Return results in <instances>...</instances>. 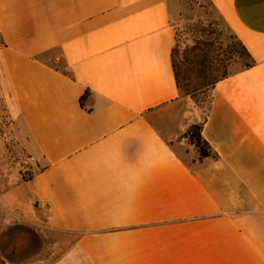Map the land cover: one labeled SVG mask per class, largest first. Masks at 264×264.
<instances>
[{"label": "crops", "instance_id": "0c3cea01", "mask_svg": "<svg viewBox=\"0 0 264 264\" xmlns=\"http://www.w3.org/2000/svg\"><path fill=\"white\" fill-rule=\"evenodd\" d=\"M209 2L253 64L204 118L168 0H0V227L39 242L15 264H264V0ZM201 121L215 158L184 136Z\"/></svg>", "mask_w": 264, "mask_h": 264}, {"label": "rangeland", "instance_id": "374dc122", "mask_svg": "<svg viewBox=\"0 0 264 264\" xmlns=\"http://www.w3.org/2000/svg\"><path fill=\"white\" fill-rule=\"evenodd\" d=\"M168 7L170 24L176 40L174 58L181 65L182 75L187 78L188 87L186 88L189 90L179 92V96L204 117L209 108L210 93L195 91L201 68L198 62L208 60L220 74L225 72L229 75L241 69L242 62L247 61V58L235 57L238 50L237 40L209 0H168ZM44 58L56 68L65 70V65L57 51ZM0 110V134L6 149L11 151V128L1 104ZM24 230L18 226L5 230H1L0 227V250L6 253L2 259L0 258V264H15L19 259L18 248H25L32 252L38 247L39 242L27 236ZM55 234L54 237L59 238V235L55 236ZM21 245L23 247H20Z\"/></svg>", "mask_w": 264, "mask_h": 264}, {"label": "trees", "instance_id": "16d2710c", "mask_svg": "<svg viewBox=\"0 0 264 264\" xmlns=\"http://www.w3.org/2000/svg\"><path fill=\"white\" fill-rule=\"evenodd\" d=\"M234 38L237 40L238 50L236 54L237 59H242V57L247 58V61L242 62L244 68H248L253 64V61L247 52L244 45L236 38L234 35ZM0 43H3L0 38ZM176 52V40L174 43V46L171 51V62L174 72V78L176 81V85L178 88V91H189L186 87H188V84H186L187 78L182 75V68L181 65L175 60L174 53ZM198 65L200 68V76H199V82L197 83V86L195 87V91H198L200 93H206L209 92L211 96V90L216 82L219 80L227 77L228 75L223 72L220 74L219 70H215L212 66V63L210 61H206L205 59L198 62ZM64 74H68L67 70L62 71ZM88 91L86 90L84 94L80 97L79 102L80 104L83 103V100L85 99ZM205 118V116H204ZM203 126V121L193 124L189 127V129L184 134L185 137L188 138L190 142L194 144V146L197 148L198 153L200 157H207L212 156L213 158L216 157V155L211 151L210 146L206 142V140L201 136V129Z\"/></svg>", "mask_w": 264, "mask_h": 264}, {"label": "built area", "instance_id": "2783aa9c", "mask_svg": "<svg viewBox=\"0 0 264 264\" xmlns=\"http://www.w3.org/2000/svg\"><path fill=\"white\" fill-rule=\"evenodd\" d=\"M33 161H34V158L32 156H28L23 164L24 165L31 164Z\"/></svg>", "mask_w": 264, "mask_h": 264}]
</instances>
